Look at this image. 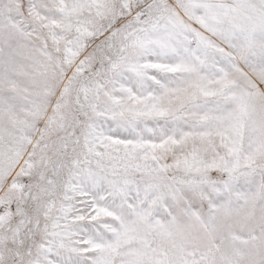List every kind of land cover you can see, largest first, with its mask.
<instances>
[{
  "label": "snow or ice",
  "instance_id": "6c2138e0",
  "mask_svg": "<svg viewBox=\"0 0 264 264\" xmlns=\"http://www.w3.org/2000/svg\"><path fill=\"white\" fill-rule=\"evenodd\" d=\"M0 264H264V0H0Z\"/></svg>",
  "mask_w": 264,
  "mask_h": 264
}]
</instances>
